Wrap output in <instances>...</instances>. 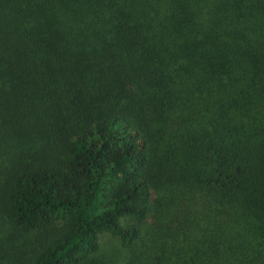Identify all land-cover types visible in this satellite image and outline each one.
I'll return each mask as SVG.
<instances>
[{"label": "trees", "instance_id": "1", "mask_svg": "<svg viewBox=\"0 0 264 264\" xmlns=\"http://www.w3.org/2000/svg\"><path fill=\"white\" fill-rule=\"evenodd\" d=\"M0 264H264V0H0Z\"/></svg>", "mask_w": 264, "mask_h": 264}, {"label": "rangeland", "instance_id": "2", "mask_svg": "<svg viewBox=\"0 0 264 264\" xmlns=\"http://www.w3.org/2000/svg\"><path fill=\"white\" fill-rule=\"evenodd\" d=\"M121 244L117 237L109 234L102 233L100 235V252L110 253L111 251L117 252L120 251ZM117 250V251H116Z\"/></svg>", "mask_w": 264, "mask_h": 264}]
</instances>
